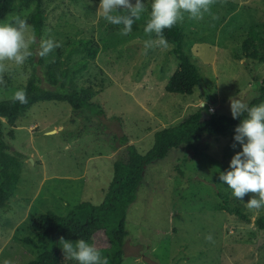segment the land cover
<instances>
[{
    "label": "rangeland",
    "instance_id": "obj_1",
    "mask_svg": "<svg viewBox=\"0 0 264 264\" xmlns=\"http://www.w3.org/2000/svg\"><path fill=\"white\" fill-rule=\"evenodd\" d=\"M99 3L46 0L47 21L40 39L27 19L30 7L18 6L0 19L21 16L35 37L30 46L33 55L23 65L8 63L0 98H12L17 90L25 89L33 69L31 59H37L36 42L51 37L62 47L46 56L44 66H37L40 84L56 88L46 78L47 64L54 61L64 87L92 88L96 92L93 101L102 104L107 114L105 119L90 109L74 114L67 101L43 100L33 104L15 125L4 119L5 140L15 149L9 152H22L16 155L22 172L13 196L0 207V264L4 259L26 264L38 256L41 249L24 238H36L33 222L42 213L53 210L65 215L79 202H102L113 175L112 163L125 150L113 151L116 132L126 133L145 152L152 147L157 130L176 124L204 102L207 114L213 113L211 109L232 114L230 97L249 105L261 96L264 62L239 59L235 49L241 50L246 38L256 44L264 38V0H215L211 14L203 19L185 15L184 49L201 72L200 84L189 95L165 88L178 67L173 44L144 48L150 37L142 26L151 0H144L147 11L127 36L119 34L122 25H112L97 15ZM91 37L100 51L82 69L75 65L84 52L71 49L69 43ZM229 139L230 134L204 133L195 141L196 149L173 147L166 157L147 165L127 211L123 264H264V230L258 220L264 209L246 206L257 194L248 193L239 200L220 180V173L230 170L231 159L242 151L238 142L229 146ZM223 204L227 209L221 208ZM208 234L213 235L214 244L205 239ZM106 240L99 230L90 244L109 259ZM61 254L62 264H78L65 259L63 250Z\"/></svg>",
    "mask_w": 264,
    "mask_h": 264
},
{
    "label": "trees",
    "instance_id": "obj_2",
    "mask_svg": "<svg viewBox=\"0 0 264 264\" xmlns=\"http://www.w3.org/2000/svg\"><path fill=\"white\" fill-rule=\"evenodd\" d=\"M92 1L100 2V0ZM45 2L46 0H0V19L18 6L30 7L27 19L34 36L40 39L47 21ZM145 24L146 22L142 26L143 29ZM164 35L167 41L173 44L172 52L178 59V67L170 76L165 88L168 92L193 94L195 87L200 84L201 72L184 49L187 33L182 24H177L171 29H165ZM36 45H38L39 52V40ZM69 46L71 49L80 48L84 52V58L75 65L82 69H87L90 61L96 59L100 51L99 45L92 37L77 39L69 43ZM38 52L37 59H31L33 69L24 89L27 92V103L22 104L14 100V97L0 98V207L13 196L22 172V166L16 156L22 155V152L19 150L14 151V154L9 152L14 148L5 140L4 119L8 124L15 125L19 119L26 115L33 104L43 100L67 101L72 106L74 114L84 109H90L100 118L107 117L104 106L93 101L96 92L92 88L67 90L64 87L58 72L59 69L54 61L47 64L46 78L56 88H47L40 84L41 79L36 68L46 64V56L40 57ZM235 55L239 59L247 57L264 62V38H260L259 44L251 42L247 38L244 39L241 50L235 49ZM260 90L261 96L254 98L249 106L258 105L264 99V78L260 80ZM242 118L234 119L232 114L225 112L207 114L204 107H201L184 116L176 124L157 130L152 147L145 152L131 142L126 133L116 132L111 145L113 151H117L121 147H124L125 150L124 154L112 163L113 175L102 202L94 204L83 201L73 205L65 215L48 210L37 217L33 222V227L37 231L36 238L26 236L24 240L40 248L41 251L35 259L26 264H62V245L59 244L61 236L72 242L81 238L91 243L95 232L99 230L104 232L107 239L109 264H123L124 241L128 234L126 229L127 211L136 199L147 165L154 160L166 157L173 147L184 145L187 148L196 149L195 141L200 139L204 133L230 134L229 146H233L237 143L234 141L235 128ZM111 120L112 118H109V126ZM10 134L14 136L13 130ZM220 197L223 195L220 194ZM221 208L227 209L226 204L221 205ZM237 211L247 218L245 214L239 212V209ZM258 220L260 229L264 230V216H260Z\"/></svg>",
    "mask_w": 264,
    "mask_h": 264
},
{
    "label": "clouds",
    "instance_id": "obj_3",
    "mask_svg": "<svg viewBox=\"0 0 264 264\" xmlns=\"http://www.w3.org/2000/svg\"><path fill=\"white\" fill-rule=\"evenodd\" d=\"M214 3L215 0H151V10L144 27L145 34L150 38L144 41V48H167L169 44L164 35L165 29L182 24L186 14L188 19H203L205 14H211ZM146 11L144 0H135L134 4L132 0H100L97 15L112 25H122L119 34L127 36ZM213 19L217 17L213 16ZM33 43L35 37L28 32L26 19L16 16L12 20L0 21V83H3L9 62L23 65L33 55L30 47ZM59 47H62V43L54 38H43L38 55L45 57ZM14 100L27 103V92L24 89L17 90ZM229 100L233 118L243 117L235 128L234 136V141L242 146V151L231 159L230 170L220 173V180L227 183L232 195L239 200L248 193L257 194L246 206L249 210L259 211L264 209V101L249 106L239 98L230 97ZM210 111L214 112V109ZM205 239L215 243L212 234H208ZM59 244L62 245L65 259L75 260L78 264H109L96 245L85 239L72 242L61 236ZM3 264H14V261L4 259Z\"/></svg>",
    "mask_w": 264,
    "mask_h": 264
}]
</instances>
